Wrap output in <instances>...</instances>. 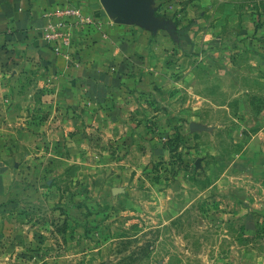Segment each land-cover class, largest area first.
Listing matches in <instances>:
<instances>
[{
  "label": "rangeland",
  "instance_id": "rangeland-1",
  "mask_svg": "<svg viewBox=\"0 0 264 264\" xmlns=\"http://www.w3.org/2000/svg\"><path fill=\"white\" fill-rule=\"evenodd\" d=\"M200 1L179 10L197 24V48L160 42L163 77L100 127L70 120L54 75L0 58V115L37 134L30 169L12 173L30 180L28 197L17 187L0 206L26 226L17 264H243L262 252L264 225L245 232L247 204L226 193L232 164L264 147V0Z\"/></svg>",
  "mask_w": 264,
  "mask_h": 264
},
{
  "label": "crops",
  "instance_id": "crops-1",
  "mask_svg": "<svg viewBox=\"0 0 264 264\" xmlns=\"http://www.w3.org/2000/svg\"><path fill=\"white\" fill-rule=\"evenodd\" d=\"M129 1L137 12L115 0H0V58L21 63L14 70L35 69L40 75H54L57 88L71 107L70 120L81 116L92 127H100L103 121L107 123L106 114L125 109L130 96L143 88L144 79L153 88L157 76L163 77L157 71V59L164 57L160 42H166L172 53L181 51L184 56L197 48L189 43L197 24L188 12L179 11L186 7V0ZM66 9L76 14L58 13ZM185 26L188 28L183 31L176 29ZM179 41L181 49L175 47ZM24 120L14 112L0 115V153L4 155V160L0 157V206L19 199L17 187L22 199L28 197L30 180L12 176L19 165V169H30L25 162L36 145L37 134L29 131ZM110 127L119 124L111 122ZM257 135H264V129ZM259 152L232 164V192L226 193L237 206L247 204L243 222L248 234H257L258 226L264 225V147ZM15 213L0 211V264H17L10 254L26 247L24 240L14 239L26 228L13 224ZM260 242L263 248L256 260L247 258L243 264H264V240Z\"/></svg>",
  "mask_w": 264,
  "mask_h": 264
},
{
  "label": "water",
  "instance_id": "water-1",
  "mask_svg": "<svg viewBox=\"0 0 264 264\" xmlns=\"http://www.w3.org/2000/svg\"><path fill=\"white\" fill-rule=\"evenodd\" d=\"M115 1L118 2L123 8L127 10H134V12H137V7L133 5L129 0H115Z\"/></svg>",
  "mask_w": 264,
  "mask_h": 264
},
{
  "label": "built area",
  "instance_id": "built-area-1",
  "mask_svg": "<svg viewBox=\"0 0 264 264\" xmlns=\"http://www.w3.org/2000/svg\"><path fill=\"white\" fill-rule=\"evenodd\" d=\"M60 15L61 14H66V15H75L76 14V11H74V10H71V9H66V10H60L59 12H58Z\"/></svg>",
  "mask_w": 264,
  "mask_h": 264
}]
</instances>
